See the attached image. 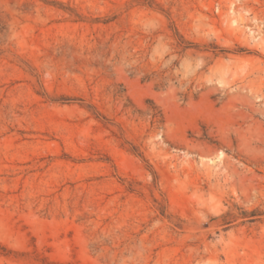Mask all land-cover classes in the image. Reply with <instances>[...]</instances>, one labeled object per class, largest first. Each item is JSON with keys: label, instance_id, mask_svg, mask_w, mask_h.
<instances>
[{"label": "rangeland", "instance_id": "374dc122", "mask_svg": "<svg viewBox=\"0 0 264 264\" xmlns=\"http://www.w3.org/2000/svg\"><path fill=\"white\" fill-rule=\"evenodd\" d=\"M50 262L264 264V0H0V264Z\"/></svg>", "mask_w": 264, "mask_h": 264}, {"label": "trees", "instance_id": "16d2710c", "mask_svg": "<svg viewBox=\"0 0 264 264\" xmlns=\"http://www.w3.org/2000/svg\"><path fill=\"white\" fill-rule=\"evenodd\" d=\"M128 100L132 102V100L128 97ZM150 106L149 109L143 111L138 109V112L142 115H146L149 118V123L151 127L159 128L162 124L165 123V117L162 110L154 104L153 101H149ZM51 264H58L57 262H50Z\"/></svg>", "mask_w": 264, "mask_h": 264}]
</instances>
